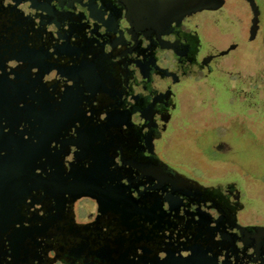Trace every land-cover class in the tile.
<instances>
[{
  "label": "flooded vegetation",
  "instance_id": "1",
  "mask_svg": "<svg viewBox=\"0 0 264 264\" xmlns=\"http://www.w3.org/2000/svg\"><path fill=\"white\" fill-rule=\"evenodd\" d=\"M241 1L256 38L264 0ZM217 5L0 0V264H264L236 185L157 153L173 87L213 73Z\"/></svg>",
  "mask_w": 264,
  "mask_h": 264
},
{
  "label": "rangeland",
  "instance_id": "2",
  "mask_svg": "<svg viewBox=\"0 0 264 264\" xmlns=\"http://www.w3.org/2000/svg\"><path fill=\"white\" fill-rule=\"evenodd\" d=\"M230 1L241 13L222 0L224 8L197 16L206 26L198 54L216 52L214 70L173 87L176 106L157 153L203 185L234 183L243 202L239 221L264 224V14L251 39L247 9L241 0ZM85 204L89 201H81L80 219Z\"/></svg>",
  "mask_w": 264,
  "mask_h": 264
},
{
  "label": "water",
  "instance_id": "3",
  "mask_svg": "<svg viewBox=\"0 0 264 264\" xmlns=\"http://www.w3.org/2000/svg\"><path fill=\"white\" fill-rule=\"evenodd\" d=\"M222 5V0H221V3L220 4H218L215 8H218V7H220ZM261 229H263L264 230V227H262Z\"/></svg>",
  "mask_w": 264,
  "mask_h": 264
}]
</instances>
